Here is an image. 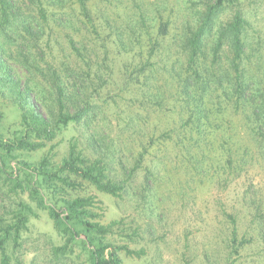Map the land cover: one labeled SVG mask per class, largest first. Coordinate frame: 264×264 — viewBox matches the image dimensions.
<instances>
[{
  "label": "trees",
  "instance_id": "obj_1",
  "mask_svg": "<svg viewBox=\"0 0 264 264\" xmlns=\"http://www.w3.org/2000/svg\"><path fill=\"white\" fill-rule=\"evenodd\" d=\"M115 1L123 0H0V85L10 84V93L0 95V264H11L13 258L16 264H22L17 251L39 212L48 214L61 239V244L54 245L51 251L55 264L82 257L84 264H124L121 251L129 256L140 255L127 246L116 247L112 243L114 228L120 223L103 225L96 221L97 214L91 209L93 197L73 196L86 185L114 198L122 196L128 181H115L112 161L105 157L91 159L77 143L71 144L58 165L52 163L51 156L39 163L26 159L27 153L43 149L71 126L93 125L99 112L105 113L104 106L116 104L114 97H102V91L109 87H118L131 97L132 103L145 110L162 106L161 88L151 85L161 74L168 81L170 77L179 86L176 96L184 102L183 110L192 107L188 121L182 125L185 131L179 137H185L187 132L204 133L202 126L208 123L203 106L206 97L221 92L217 99L226 101L231 92L236 105H250L253 109V132L264 140V132L259 130L264 127V100L252 94L251 101L246 97L250 87L244 79L243 62L251 24L240 8L242 0H186L193 22L187 21L180 34L160 15V6L152 10L141 7L139 12L123 14L120 21L110 19L109 10ZM100 4L106 8L100 9ZM228 10L232 11L231 20L224 23L222 16ZM103 25L107 27L104 32ZM56 30L69 32L65 37L69 49L66 56ZM109 44L115 55L124 54L131 59L125 60L128 63L121 71L120 81L108 74ZM52 48L60 50L62 56L55 57V65L49 63L44 71L40 62ZM99 51L105 56L101 63L92 56L97 57ZM222 54L231 59L227 68L221 64ZM13 63H19L30 75L32 85L29 81L21 84ZM37 75L42 80L34 85ZM3 97L11 98L13 113L19 119L12 127L4 125ZM35 99L42 100L47 115L39 111ZM138 111L126 121L127 127L142 117ZM186 126L195 131L186 130ZM6 131H11V136ZM100 131L107 130L102 127ZM146 154L145 147L130 170L131 179L143 167ZM244 164L239 161L237 168ZM152 179L157 181L158 177L147 170L144 190L150 195L154 194L148 183ZM229 218L234 222L232 216ZM233 232L231 247L237 254L244 242H238L236 230ZM135 236L127 234L131 242Z\"/></svg>",
  "mask_w": 264,
  "mask_h": 264
},
{
  "label": "rangeland",
  "instance_id": "obj_2",
  "mask_svg": "<svg viewBox=\"0 0 264 264\" xmlns=\"http://www.w3.org/2000/svg\"><path fill=\"white\" fill-rule=\"evenodd\" d=\"M185 1H115L109 10V17L120 21V16L139 12L141 7L152 10L160 6V15L170 21L180 34L186 22L190 24L193 20L191 7H186ZM99 8L106 7L100 4ZM240 8L251 24L243 62L244 79L250 87L246 97L251 101L252 94L264 100V0H242ZM231 16L232 11L228 10L223 14L222 21H230ZM106 28L102 26L103 32ZM61 31L56 30V38L64 51L63 56H66L69 49L65 37L69 32ZM109 46L106 61L108 74L120 81L121 71L128 63L125 60L130 58L124 54L115 55V50ZM43 49L46 51V47ZM52 49L40 62L44 71L49 63L55 65L56 59L62 56L60 50ZM97 55L92 56L103 62V52L99 51ZM230 60L222 54L221 64L225 68ZM13 64L21 84L29 81L32 85L30 75L20 68L21 65ZM37 76L34 85L42 80ZM165 77L164 74L157 76L151 85L155 89L161 88L162 106L141 110L118 87H109V90L102 91V97H114L116 104L104 106L105 113L99 112L93 125L71 126L54 141L46 143L43 149L27 153L26 159L39 163L45 156H51L52 163L58 165L67 156L71 144L77 143L78 148L91 159L105 157L106 161H112L111 171L115 181H128L122 196L114 198L87 185L73 196L93 197L94 206L91 209L97 214L96 221L101 224L120 223L114 228L110 240L116 247L127 246L140 253L129 256L121 251L124 264H264V140L253 132V109L250 105L246 108L236 105L230 90L226 101L217 99L216 95H221V92L214 94L213 98L209 95L203 105L208 117L205 122L209 123L202 126L204 133L192 135L187 132L185 137L183 134L179 137L180 132L185 131L182 125L188 121L192 107L183 110L184 102L176 96L179 86L174 85L170 77L169 81ZM9 85H0L1 96L3 92L10 93ZM32 96L36 98L34 94ZM35 101L39 111L47 115L42 100ZM2 102L1 108L6 115L4 125L12 127L19 120L13 113L12 100L3 97ZM254 102L261 101L254 99ZM138 110L142 117L127 127L126 121L139 113ZM102 127L107 131H100ZM186 130L195 131L192 126H186ZM259 130L264 132V127ZM6 132L8 137L11 136V131ZM145 147L147 154L143 167L131 179L130 170ZM241 160L245 164L237 168ZM147 170L158 177L157 181L152 179L148 182L154 193L152 195L144 190ZM229 216L234 218V222ZM234 229L237 241L244 242L237 254L231 247ZM128 233H135L134 242L127 238ZM60 244L61 239L48 214L39 212L24 235L17 258L22 264H55L51 251L54 245ZM15 262L13 258L11 264ZM83 262L82 257L64 264Z\"/></svg>",
  "mask_w": 264,
  "mask_h": 264
}]
</instances>
